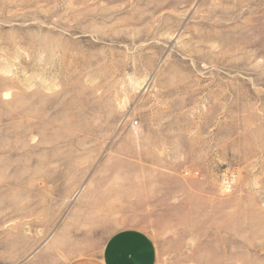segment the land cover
<instances>
[{"label": "rangeland", "instance_id": "obj_1", "mask_svg": "<svg viewBox=\"0 0 264 264\" xmlns=\"http://www.w3.org/2000/svg\"><path fill=\"white\" fill-rule=\"evenodd\" d=\"M126 228L264 264V0H0V264Z\"/></svg>", "mask_w": 264, "mask_h": 264}, {"label": "crops", "instance_id": "obj_2", "mask_svg": "<svg viewBox=\"0 0 264 264\" xmlns=\"http://www.w3.org/2000/svg\"><path fill=\"white\" fill-rule=\"evenodd\" d=\"M146 132H140V142L148 151H154L158 146L153 136ZM159 156L156 160L152 156L145 164L157 168L171 165L162 155ZM156 259L157 249L153 239L144 231L126 228L111 233L97 254L82 256L65 264H155Z\"/></svg>", "mask_w": 264, "mask_h": 264}, {"label": "built area", "instance_id": "obj_3", "mask_svg": "<svg viewBox=\"0 0 264 264\" xmlns=\"http://www.w3.org/2000/svg\"><path fill=\"white\" fill-rule=\"evenodd\" d=\"M137 125H138V123H137V122H135V123H134V126H137Z\"/></svg>", "mask_w": 264, "mask_h": 264}]
</instances>
